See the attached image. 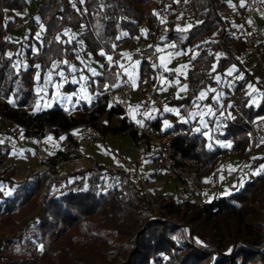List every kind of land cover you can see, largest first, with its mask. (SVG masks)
Segmentation results:
<instances>
[{
	"label": "trees",
	"instance_id": "1",
	"mask_svg": "<svg viewBox=\"0 0 264 264\" xmlns=\"http://www.w3.org/2000/svg\"><path fill=\"white\" fill-rule=\"evenodd\" d=\"M157 5L163 8V16L155 11ZM27 6V0H0V73L12 84L7 89L11 100L19 104L7 105L5 114L35 127V131L42 129L41 135L49 131L64 135L65 147L50 154L53 164L49 169L30 170L18 179L11 176L0 182V186L13 185L10 195L0 199V264H264V171L253 174L251 180L246 174L243 184L239 180L227 192L217 190L203 205L160 192L162 205L153 212L146 189L123 165L94 160L77 170H58L69 150L77 148L80 135L72 130L77 124L83 125L94 139L120 130L133 132L136 139V132L128 128L124 103L119 99L110 101L109 88L105 90V85L110 87L117 78L114 62L88 77L87 87L94 92L90 100H81L73 107L54 101L48 104L50 107L40 105L41 110L34 114H24L20 106L34 105L39 98L34 84L42 81L54 60L65 64L77 54L83 58L91 53L94 59H102L106 52L117 55L115 46L120 37L133 35L136 43L143 38L147 41L133 51L134 57H140L141 75L156 71L147 55L157 50V43L173 39L174 47L184 52L187 49L191 65L180 75L187 91L180 98L173 95L169 99L180 105V114H187L202 88L216 82V73H222L229 64L242 63L240 54L246 45L237 19L228 15L231 2L39 0L23 22L13 10ZM7 10L10 16L5 13ZM188 18L193 19L189 23L192 27L178 30L189 25ZM142 19L146 22L141 27ZM38 24L43 29L37 37ZM24 25H31L32 29L25 32ZM66 29H77V36L67 38ZM28 40H33L31 45ZM16 56L18 69L13 64ZM236 82L222 85V105L224 86ZM75 84L67 80L62 87L72 88ZM210 96L208 92L204 100ZM259 99L250 102L243 86L232 97L231 115L224 113L216 119L212 135L230 137V147L218 142L208 144L202 129L196 132L189 121L171 114L173 121L167 128L177 130L172 155L179 161L187 155L198 158L206 174L215 172L216 161L222 156L233 153L249 157L250 130L256 118L264 117V90ZM104 113L106 118L102 120ZM0 142L9 148L6 140ZM263 159L264 154L254 164ZM42 187L37 220L22 223L21 211L38 207ZM3 194L0 187V195ZM191 221L195 228L189 226ZM98 243L121 253L122 258H105Z\"/></svg>",
	"mask_w": 264,
	"mask_h": 264
},
{
	"label": "built area",
	"instance_id": "2",
	"mask_svg": "<svg viewBox=\"0 0 264 264\" xmlns=\"http://www.w3.org/2000/svg\"><path fill=\"white\" fill-rule=\"evenodd\" d=\"M232 4V15L237 19L238 31L242 33L244 44L246 45V51L249 55L255 59L252 68L248 71L245 77H242L240 81L236 82V85L227 84L224 86V104L222 105V111L228 116L231 115V110L229 108L232 97L237 91H239L245 83L261 73L264 75V57L262 54L263 41H264V31L257 26L256 20L252 17L255 11H258L262 7L261 0H243L244 6L241 7V0H230ZM160 16L164 15V10L162 7L156 6L155 10ZM251 21V23H249ZM145 19H142V25L145 23ZM19 22L14 25L17 27ZM136 38L133 35H123L117 41L115 46L116 50L124 51L133 49L136 46ZM148 61L152 65H157L155 68L158 69L160 64L157 62V50L147 55ZM14 66L18 69L19 56L14 57ZM121 75V74H120ZM123 77V81L117 84L116 87H109L108 99L110 101H115L119 99L125 105L124 114L129 120L128 128L133 129L137 136L134 140L137 151L140 153H149L152 156L154 165L165 174L166 177L178 179L180 188L177 189V195L180 199L193 202V204L203 205L206 202V198L202 195L203 183L202 176L204 175L203 166L199 163V159L191 155H187L184 161H179L178 158L172 155L173 140L175 134H177L176 129L163 128L162 126H157L154 120L141 115L145 113L147 108L150 107V101L154 103H161L162 99L160 97L159 90H156L153 84V76L151 72H145L140 75L138 80L132 83L128 78ZM10 82L4 73H0V133L5 132L16 138V142L19 145L30 143L37 138H41L42 129L36 130L35 127H31L23 121H19L10 115H6L7 105L13 107L19 106V104L14 103L11 99V95L7 92L9 89ZM131 90L136 91L137 98L129 101V95ZM24 109V114H34L36 111L41 110L39 106L29 105L21 103ZM135 107V108H134ZM132 108L135 109L136 116L132 114ZM137 121H143V123H138ZM253 129L250 130L252 136V144L250 148L256 145L254 139V132H264V127L262 126L259 117L254 121ZM81 138L86 139L91 142L92 136L87 133L80 134ZM10 148V147H9ZM6 144L0 143V182H5L13 177V171L16 170L17 165L12 156V151H10ZM36 158L38 163L32 171H44L52 166L51 158L45 155V151L39 146L36 148ZM68 155H75V151L71 150L67 153ZM94 160V159H92ZM223 171V175H226V170ZM245 169L238 165L233 169L232 179L235 185L238 184L240 180V175ZM219 171V170H218ZM214 175V192L220 187L219 184V172ZM248 179L253 178L252 173H247ZM152 208L155 212L160 208L161 200L152 198ZM170 216L169 213H167Z\"/></svg>",
	"mask_w": 264,
	"mask_h": 264
},
{
	"label": "rangeland",
	"instance_id": "3",
	"mask_svg": "<svg viewBox=\"0 0 264 264\" xmlns=\"http://www.w3.org/2000/svg\"><path fill=\"white\" fill-rule=\"evenodd\" d=\"M39 0H29L28 2V6L25 7L20 13H18L19 15V19L21 21H25L28 16H30L31 11L35 10V7L37 5ZM5 13H7L8 16L11 15L10 11H5ZM36 16V20L37 19V14ZM193 21L192 18H188L186 20V23L189 24ZM25 26V32H27L28 30L32 29L31 25H24ZM41 25L38 24L37 28L35 29L36 34L41 32ZM20 32V29H18L17 33ZM77 29H73V30H69L66 29L65 30V35L67 38H71L74 35L77 36ZM171 41L173 39H170ZM170 40L168 41L170 44ZM174 41V40H173ZM33 40H28V44H32ZM142 44V42L139 40L136 43V49L139 47V45ZM173 49V47L170 48V51ZM159 48H157V54ZM175 51V50H174ZM187 51V49H185V52ZM180 53L177 55H173L171 56L167 61L164 62V66L158 68V70L156 69V71L154 72V76H156V90H159L161 88H163V90H159V94L160 97L164 103L163 107H165V105L169 106V107H173V108H178L179 106L176 103H172L169 101V99L174 95L177 97V93L179 91V89L183 88L185 86V83H182V78H181V74H185L186 69H187V65L191 64V61L188 59L186 53ZM132 51H123L121 53V56L118 55L116 56V61L119 63L120 66V71H123V68H127L128 72L131 73V77H129V75L125 74L124 77L128 78L132 83L135 84V82L138 80L139 76V67H141V63H138V65H136V67L133 69L132 65L136 64V62H139V58L140 57H134L131 55ZM127 54V55H125ZM82 54H77L75 56L74 59L70 60L69 63L67 64L68 66H64V64H61L60 62H58V60H54L58 65L61 64V68L57 71V73L59 72H63L64 76L63 77H55V79H53V77H50L49 75H47V77H45V80L38 84L35 83L34 86L38 87L40 85V89L38 90V94L39 97L42 98L43 103H48V101H55L58 102L60 104L65 103V105H70V104H75L77 102V99L79 97H85L84 99H80L81 100H86L90 98V95H88L89 93V89L86 85L87 81L86 79L81 80L80 77L84 76L86 77V72H92L94 70V67L97 64H92V62H99L100 59H94L91 57V55L89 54V58L88 60L80 58ZM79 59H78V58ZM158 62V61H157ZM160 64V62H158ZM79 66H86L87 67V71H85L84 69H75L76 65ZM123 66V67H122ZM180 66H184L183 68H181ZM234 68V64H229L227 66V68L225 69L226 72L229 71L230 69ZM167 69V70H166ZM179 69L180 70V75L179 77L177 76V72L176 70ZM173 71L172 74H169V71ZM95 71V70H94ZM56 72V71H55ZM163 78V79H162ZM67 80L70 81H77L76 82V86L72 87V88H63L62 87V83L66 82ZM178 80V83H177ZM164 81H167V83H164ZM74 83V82H73ZM51 85V86H50ZM58 85V87H57ZM49 87H51V91L49 89ZM49 89V91H48ZM203 91H207L206 89L204 90L202 88ZM201 90V91H202ZM200 91V92H201ZM183 93H185V91H179V97L181 95H183ZM93 94V93H91ZM92 96V95H91ZM68 97H71V99H68ZM129 101H131L133 98L129 97L128 98ZM251 101H255L254 99H250ZM153 101H150V105ZM39 104V103H38ZM135 108V107H134ZM132 108V114L135 117L136 116V112L135 109ZM259 120L261 121L260 117ZM262 123V121H261ZM262 126L264 127L263 123ZM87 130L86 128L84 129V132L81 131L80 134L82 133H86ZM256 132H254V139L256 141V145L251 148L249 150V157L250 163V169L255 165V161L257 160L258 156H262V154L260 153L262 150V147H264V140H260V136L256 137ZM260 133V132H258ZM264 133V132H263ZM260 133V134H263ZM51 138V139H49ZM8 140L7 144H9V150L12 151V156L14 158V161L17 165L16 170L13 171V178L18 179L20 177L23 176V174H25L27 171L32 170L34 167L37 166L38 163V159L35 158V155L37 153L36 150V142L37 140H39V146L41 149H43L45 151V155L47 157L50 156L51 153H54L57 151V148H63L65 147V143H63V137L60 136H56L52 133V131H49L48 133H45L44 135H42V137L39 139L37 138L36 140L30 142V143H26V144H22L19 145L16 142V138L11 136L10 134L8 135H4V134H0V140ZM79 144H80V148L79 145H77V148L74 150L75 151V155H68V158H64V160L62 161L63 163L60 164V166L58 167L59 171H71V170H77L78 168H82L85 165H88L90 163H92L94 160H98V161H102V162H109L110 165H116L118 164L117 162H119V156H124L127 158V160H130L131 162L133 160H135L137 158V154L138 152L136 151V146H135V142H134V138L133 135L130 132H126V133H122V132H117V133H110L109 135L107 134L105 136V138L103 139H94V141L91 144L87 143V140L84 138H79ZM28 148L30 149L27 153H20L17 152V150H22L23 148ZM83 149V150H81ZM256 149V153H253V151ZM73 149H70L69 151H71ZM26 157H24L23 155ZM82 154V155H81ZM18 155L23 157V160L18 161L17 157ZM28 155V156H27ZM17 156V157H16ZM50 158V157H49ZM94 159V160H92ZM241 160V159H239ZM259 161V160H258ZM135 162V161H134ZM154 162V161H153ZM152 162V164H154ZM258 163V162H257ZM134 164V163H133ZM139 165V164H138ZM252 165V166H251ZM264 165V163H263ZM141 169V166H139ZM260 166L258 167H254L252 168L254 171H257L259 169ZM145 169V168H144ZM244 169V167H243ZM250 169H247L245 167L244 172L240 175V183L243 184L244 178L246 176V174L248 173H252L255 174L254 172L250 171ZM143 170V168H142ZM206 173V172H205ZM135 179L138 181V183H140L142 185V187H144L147 191V195L148 197H150V199L152 198H156L160 200V196L158 195V193H160L159 190H155L152 189V187H148L146 184V181L143 180L141 177L138 180V174L136 173L134 175ZM220 178V184L221 187L223 186V180L221 177ZM203 183V181H202ZM149 184V183H148ZM166 188L168 191H171V193L173 195L176 194V187L174 186L173 182L171 179H168L166 181ZM2 191L4 192L3 196L0 195V199L3 198L6 195H10L13 185L12 184H4L0 186ZM209 187V186H208ZM213 191V190H212ZM211 191V193H212ZM214 192V191H213ZM7 193V194H5ZM43 194V187L40 190V193L38 194V207L36 209H33L31 211H21V215L19 216V219L22 223H25V221L28 222H33L37 220L38 214H39V208L40 205L39 203L42 202V195ZM165 195V193H163ZM205 195V192L204 194ZM166 196V195H165ZM206 197V196H204ZM178 198V197H176ZM175 198V199H176ZM162 205V204H161ZM160 205V206H161ZM262 205L264 206V201H262ZM3 209L2 206H0V211ZM170 216H173L170 214ZM189 226L192 228L194 226V223L191 221L189 223ZM7 230V227L5 228ZM216 230H218V228H216ZM218 236V235H217ZM208 239V234H205L204 240L206 241ZM100 246V251L101 253L105 256V258L107 259H115L116 257L118 258H122L121 253L113 250L110 247H106L103 246L102 244L98 243ZM41 247V246H40ZM222 247V245L220 244L219 248Z\"/></svg>",
	"mask_w": 264,
	"mask_h": 264
},
{
	"label": "crops",
	"instance_id": "4",
	"mask_svg": "<svg viewBox=\"0 0 264 264\" xmlns=\"http://www.w3.org/2000/svg\"><path fill=\"white\" fill-rule=\"evenodd\" d=\"M27 1L29 2V0H27ZM228 2H230V0H228ZM261 2H262V7L258 11H255L253 13L252 17L256 20L255 22H256L257 26L260 27L264 31V0H261ZM24 8H21V9L17 8L16 10H13V12L20 13ZM228 15H229L230 18H234L231 12ZM140 41L142 42V44H140L139 47L142 46L144 43H147V41L144 38L140 39ZM173 43H174L173 40L172 41L170 40V44H169L168 41L164 42V43H161V44L157 43L155 48H159L158 51H160L157 54V61L158 62H160V57H164V62H165L171 56L177 55V54H180V53L184 52L183 49H177L176 47H174ZM263 44H264V41H263ZM171 47H173V49L170 51ZM125 51H132V53H133L134 50L133 49H129V50H125ZM122 52L123 51H119V53H117V55L114 54V52H106L104 54V57L102 59H100L99 62L96 63V62L93 61L92 64H94V63L97 64L94 67L95 73H97V74L101 73L103 71V69L107 65H110L111 63L114 62L115 64H117V67H116V69H117L116 77L117 78H116V81L113 84L117 85V84L121 83V81H123V77L122 76H124L125 73H124V71H120V66H119V63L116 61V56H118V55L121 56ZM132 53H131V55H132ZM89 54L91 55V53H88L87 55H84L83 59H86V60L90 59L89 58L90 57ZM262 54H263V57H264V45H263V49H262ZM108 57H111L112 60L109 61ZM240 59L242 60V63L240 64V66H238L236 63H234V68L232 69L231 74H229V71L226 72V70H224L222 73H216V82L213 83L212 85H208L207 87L204 88V90L205 89L207 90L206 91V96H207L208 92L211 93V96H210L209 99H206V100L203 99V100L199 101V109L197 108V105L194 104L188 110L187 114H179L178 115L179 119L189 121L192 124V126H194L195 128L199 127L200 129L203 130L204 134L207 133V134H205V136L207 138V143L208 144H213V143L218 142L219 144H222V145H227L229 143H230V145H232V143H233V142H231V138L230 137L227 138V139H222V138H218V137L215 138L212 134L215 131L214 126L216 124V119L220 116V113L222 111V109L220 108L221 105H222V101H221L222 100V92H223L222 85L224 83H227V82H236V81L241 80V78H238V77H245L247 75L248 71L252 68L253 63L255 62V59L252 58L246 50L242 51V53L240 54ZM58 62H60L61 64H64V62L62 63L61 60L58 61ZM68 63H69V61H68ZM68 63H65L64 66H68L67 65ZM139 63H140V58H139ZM57 64L58 63L53 61L49 65L47 70L44 72L42 81H38L37 83L38 84L42 83L45 80V77H47V75H49L50 77H53V79H55V77H60V75H58L57 71L61 68V64L58 65V66H57ZM187 67H188V65H187ZM75 69H77V70L84 69L85 71H87V67L84 66V65L83 66H79L77 64L75 66ZM64 73H65V71H64ZM118 73H119V75H118ZM35 75H36V78H37V76H38V71L37 70L35 72ZM91 75L92 76L94 75L91 71L89 73L86 72V81H87L88 77L91 76ZM140 75L141 74L139 73V76ZM182 75H184V74H182ZM152 76H153V84L155 86H157L156 85V81H155L156 80V76H154V73H152ZM76 82L77 81H75L74 83H76ZM182 83H185V82L182 81ZM249 84L252 85V88L248 87ZM75 86H76V84H75ZM185 86H186V83H185ZM244 86H245V93H247V95H248V100L250 102L256 103L258 100H260L259 98L261 97L262 92L264 90V75L261 74V73L257 74V76H255L254 78H251L250 80H248L245 83ZM34 89L37 90V92H39L38 90L40 89V85L38 87L34 86ZM49 89L51 91V87H49ZM49 89H48V91H49ZM209 89L214 90V91H209ZM186 91H187V89H186ZM186 91H185V93H186ZM91 93H92V90L89 89L88 95H90V98L92 96H94V94H91ZM137 94L138 93L136 91L131 90V93H130L129 97L130 98L132 97L135 100L137 98ZM217 95H219V100H214L212 97L217 96ZM90 98L86 99V100H90ZM251 98L254 99L255 101H251L250 100ZM49 103H54V101L53 102L48 101V103L44 104L42 98L39 97V98H36V100L34 102V105L35 104L37 106L48 105ZM76 103L75 104H70V105H65V106L73 107V106L76 105ZM62 104H65V103H62ZM163 105H164L163 101L161 103H159V104L152 102L150 107L147 108L146 112L151 111L152 116L154 117V118H152V120L156 121L154 123L155 124L157 123L159 127L162 126L164 128L163 122L165 120H167L170 123V125H171V122L173 121V117H171V114H173V113L164 112L163 111L164 108H162ZM178 106L180 107V105H178ZM209 107L212 109V114H208V108ZM216 108H218L219 110H216ZM189 113H197V114L190 118L189 117ZM201 115H203V120H204V124L203 125L200 124ZM100 118L102 120H104L106 118L105 113L102 114ZM261 118H264V117L262 116V117H260V119ZM261 121H262V123L264 125V119H261ZM84 129H85V127L83 125H80V124H77L76 126H74L72 128V130L76 134H79V135H80L81 131L84 132ZM119 132L126 133V132H130V131L129 130H124V131L120 130ZM110 133H112V132H106V135L107 134L109 135ZM130 133L134 136L133 132H130ZM258 134H259L258 136H260V140H264V133L263 134L258 133ZM4 135H7V134H4ZM61 136L63 137L64 135H61ZM7 141L8 140H6V142ZM93 141H94V138H92L91 142L87 141V143L91 144ZM78 145H79V148H80V144L79 143H78ZM38 146H39V140H37V142H36V147H38ZM39 148H40V146H39ZM58 149L59 148H57V151H58ZM29 150L30 149L24 147L22 150H17V152H20V153L26 152L27 153ZM81 150H83V149H81ZM136 151H137V149H136ZM137 152H138L137 158L135 160H133L132 162L130 160H127V158L124 157V156H121V157L119 156V162H117L118 164H116L114 166L123 165L124 167H127L130 170V172H131V174H133V176L137 173L138 176H139L138 180L140 179V177L143 180H145L147 186L149 185L148 187H152V189L159 190L161 193H165V195H170L172 197H176L177 196V189L180 188L178 179L177 178L174 179V178L166 177L165 174L163 172H161L158 169L157 166L152 164V162H153V160L151 159L152 156L149 153L145 154V153H140L139 151H137ZM256 152L257 151L255 149L253 151V153H256ZM260 153L264 154V147H262V150H261ZM24 157H26V155ZM35 158H36V155H35ZM239 159H241V160H239ZM17 160L18 161L20 160V162H21V160H23V157L18 155ZM250 160L251 159L248 158L247 156L241 157V156L233 154V153H230L228 155H225V156H222L221 158H219L216 161L215 172L211 173V174L204 173V175L202 176V181H203V184H202L203 185L202 195L205 192V195H203V197L206 196L204 198L210 199V197L213 195V193H214L213 191L215 189V184H214L213 178H214V175L217 173L218 170H219L218 171L219 172L218 176L221 177L222 180H223V186L221 187L220 178H219L220 187L218 188V191L227 192L228 189L231 188L230 187L231 184L233 185V179H232V175H231V174H233V169H235L238 165H241V167H246L247 168L249 166ZM100 162H102V161H100ZM103 163H109V162H103ZM263 163H264V159L263 160H259L258 163L255 166H253L252 168L261 166V165H263ZM139 166H141V169H139L140 168ZM142 168H143V170H142ZM252 168L250 169V167H249L247 169H250V171L256 173L257 171L252 170ZM220 169L226 170V175H223L224 173ZM168 179H171L173 184H174V186L176 187V194L175 195H173L171 193V191H168L167 188H166L167 187L166 186V181ZM226 179H227V181H226ZM211 191H212V193H211Z\"/></svg>",
	"mask_w": 264,
	"mask_h": 264
},
{
	"label": "snow or ice",
	"instance_id": "5",
	"mask_svg": "<svg viewBox=\"0 0 264 264\" xmlns=\"http://www.w3.org/2000/svg\"><path fill=\"white\" fill-rule=\"evenodd\" d=\"M81 2H82V0H81ZM243 6H244V4H243V0H241V7H243ZM161 23H164V21L161 20ZM249 23H251V21H249ZM191 27H192V25L189 24V25H187L184 29H179V28H178V30H180V31H187V30H188L189 28H191ZM41 28L43 29V25H41ZM38 36H39V33H37V37H38ZM118 39H119V37H118ZM69 42H71V41H69ZM101 54L103 55V53H101ZM125 55H127V54H125ZM108 59H109V61L112 60L111 57H108ZM160 62H161V63H160V67H163V66H164V57H160ZM138 63H139V62L137 61L136 64H133V65H132L133 69L136 67V65H138ZM156 66H157V65H155V64L153 65V67H156ZM36 67H39V65H37ZM122 67H123V66H122ZM180 67L183 68L184 66H180ZM213 68H215V65L213 66ZM166 70H167V69H166ZM123 71H124L125 74L129 75L130 78H132V77H131V73L128 72V69H127V68H123ZM231 71H232V69L229 70V74H231ZM176 72H177V76L179 77V75L181 74V73H180V70L177 69ZM93 74H94V75H97V73H95L94 70H93ZM58 75H60L61 77H63V76H64V73L61 71V72L58 73ZM118 75H119V73H118ZM37 78H39V76H37ZM238 78H242V77H238ZM80 79H81V80H84V79H86V77L81 76ZM162 79H163V78H162ZM73 82H75V81H73ZM164 83H167V81H164ZM177 83H178V80H177ZM116 86H117L116 84L111 85V87H116ZM57 87H58V85H57ZM248 87H249V88H252V85L249 84ZM108 88H109V85H105V90H107ZM186 89H187V86H184L183 88L179 89V91H186ZM159 90H163V88H161V89H159ZM179 91H178V93H177V98H180V97H179ZM209 91H214V90L209 89ZM205 97H206V91H203V90H202V91L197 95V97L194 98L193 103L197 105V108H198V109H199V101L205 99ZM84 98H85V97H79V98L77 99V103H79V100H80V99H84ZM212 98H213L214 100H219V95L214 96V97H212ZM68 99H71V97H68ZM45 106L50 107L51 105H45ZM229 107H231V105H229ZM163 111H164V112H171V113H174V114H176V115H179V114H180V110H179V108H173V107H169V106H167V105H165ZM196 114H197V113H189V117L191 118V117H193V116L196 115ZM208 114H212V109H211L210 107L208 108ZM141 115L146 116V117L149 118V119L154 118V117L152 116L151 111H149V112H145V113H142ZM220 115H224V112L221 111ZM261 119H264V118H261ZM137 122H138V123H141V124L143 123V121H137ZM184 122H187V121L185 120ZM163 124H164V127H165V128L171 126L170 123H169L167 120H165V121L163 122ZM200 124H201V125L204 124L203 115H201ZM200 130H201V129H200L199 127L194 129V131H196V132H199ZM205 134H207V133H205ZM49 139H51V138H49ZM0 143H2V142H0ZM225 146L230 147L231 145H230V143H229V144H227V145H225ZM261 171H264V165H261L255 174L259 175ZM5 194H7V193H5Z\"/></svg>",
	"mask_w": 264,
	"mask_h": 264
}]
</instances>
